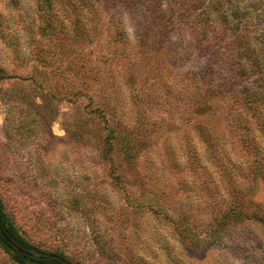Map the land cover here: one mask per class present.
Here are the masks:
<instances>
[{"label":"rangeland","instance_id":"obj_1","mask_svg":"<svg viewBox=\"0 0 264 264\" xmlns=\"http://www.w3.org/2000/svg\"><path fill=\"white\" fill-rule=\"evenodd\" d=\"M150 1L0 0L8 222L76 264H264V45L201 52L208 0L142 40Z\"/></svg>","mask_w":264,"mask_h":264},{"label":"trees","instance_id":"obj_2","mask_svg":"<svg viewBox=\"0 0 264 264\" xmlns=\"http://www.w3.org/2000/svg\"><path fill=\"white\" fill-rule=\"evenodd\" d=\"M245 1L249 2L251 6L252 13L250 16H240L239 7L245 4L244 0H208L207 4L204 5L203 11L200 14H196L195 18H193V22H196L200 27L211 28V31L204 32L203 38L205 43L204 47L199 48L201 52L210 49L211 42L215 41L213 36H222L224 33L235 31L237 27L243 25L251 27V30L238 33V42L234 49L240 52L241 56H245L248 53L253 54L254 50L260 47V43L264 45V0ZM159 2L158 5L154 6L156 12L150 14L149 19L145 23H141L140 30L145 33L141 36L142 40L149 39L153 26H164L167 23L168 15H170V13L168 14L170 6L167 0ZM150 7L153 9V0L150 1ZM214 19L217 20L218 24H208L209 21L215 23ZM257 26H261V29L259 32L254 33L253 29ZM186 50L187 54L192 52L190 48ZM256 69H261V72H264V62L248 64L241 70H238L237 75L244 77L245 75H250ZM0 247L8 253L13 264H76L64 252L38 247L27 240L21 233L17 232L14 226L8 222L1 198Z\"/></svg>","mask_w":264,"mask_h":264}]
</instances>
